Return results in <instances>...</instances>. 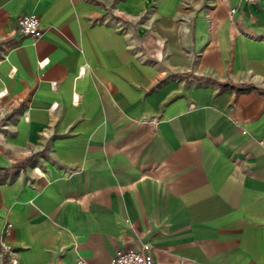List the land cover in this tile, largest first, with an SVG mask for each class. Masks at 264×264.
<instances>
[{"label":"crops","instance_id":"0c3cea01","mask_svg":"<svg viewBox=\"0 0 264 264\" xmlns=\"http://www.w3.org/2000/svg\"><path fill=\"white\" fill-rule=\"evenodd\" d=\"M37 15L38 38L15 32ZM24 116L27 119H24ZM264 0H0V231L20 264H264Z\"/></svg>","mask_w":264,"mask_h":264},{"label":"built area","instance_id":"2783aa9c","mask_svg":"<svg viewBox=\"0 0 264 264\" xmlns=\"http://www.w3.org/2000/svg\"><path fill=\"white\" fill-rule=\"evenodd\" d=\"M247 2H257L259 0H245ZM15 32L19 36H29L38 38L41 33L39 19L34 13L20 14L16 18ZM26 120L27 117L24 116ZM264 138L258 139V143L262 144ZM11 231V225L5 224L0 231V264H20L13 246L8 241ZM75 264H85V262L77 258ZM109 264H153L150 254V246L147 243L140 244L134 249L116 250L110 258Z\"/></svg>","mask_w":264,"mask_h":264}]
</instances>
